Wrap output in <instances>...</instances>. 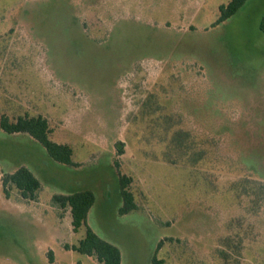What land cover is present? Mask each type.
<instances>
[{"label":"rangeland","instance_id":"374dc122","mask_svg":"<svg viewBox=\"0 0 264 264\" xmlns=\"http://www.w3.org/2000/svg\"><path fill=\"white\" fill-rule=\"evenodd\" d=\"M229 2L0 0V122L42 116L73 150L0 126V264H100L73 250L88 227L122 264H264V0L218 23ZM22 166L35 200L5 194ZM87 190L75 232L54 197Z\"/></svg>","mask_w":264,"mask_h":264},{"label":"trees","instance_id":"16d2710c","mask_svg":"<svg viewBox=\"0 0 264 264\" xmlns=\"http://www.w3.org/2000/svg\"><path fill=\"white\" fill-rule=\"evenodd\" d=\"M248 0H230L226 5L219 8L220 16L218 23H222L236 15ZM260 30L264 34V17L260 22ZM1 128L7 134L27 133L39 142L55 161L73 165V150L69 145L58 144L51 140L48 121L42 116L20 117L16 122L4 116L0 122ZM131 179L122 176L120 178L121 195L123 205L120 214L126 215L137 209L133 193L129 190ZM15 187L25 200H35L41 188L39 179L27 168L19 167L14 173L7 174L3 178L5 194L9 196L8 188ZM54 200L61 207H69L72 215V226L78 232L82 226L87 225L88 214L96 202L95 194L92 191H80L67 196H55ZM73 250L81 255L95 257L100 264H122L120 249L114 244L102 239L91 228H87L86 235L79 245ZM53 257H50L52 263ZM156 264H159L155 261Z\"/></svg>","mask_w":264,"mask_h":264}]
</instances>
